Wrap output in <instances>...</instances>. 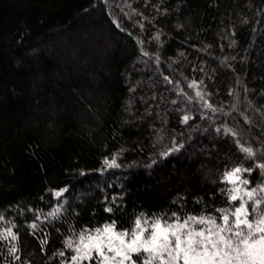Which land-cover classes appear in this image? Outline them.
Returning <instances> with one entry per match:
<instances>
[{"label": "trees", "instance_id": "1", "mask_svg": "<svg viewBox=\"0 0 264 264\" xmlns=\"http://www.w3.org/2000/svg\"><path fill=\"white\" fill-rule=\"evenodd\" d=\"M262 164L264 0H0V223L17 236L0 264H61L72 233L141 213L222 223ZM236 167L247 185L224 179Z\"/></svg>", "mask_w": 264, "mask_h": 264}, {"label": "snow or ice", "instance_id": "2", "mask_svg": "<svg viewBox=\"0 0 264 264\" xmlns=\"http://www.w3.org/2000/svg\"><path fill=\"white\" fill-rule=\"evenodd\" d=\"M159 39V36L156 37ZM195 87V85H190ZM200 96V93H196ZM211 107L210 105H205ZM190 117H183L182 122H187ZM219 131V129L217 130ZM226 133L232 130L225 128ZM179 147H182L179 146ZM179 147L170 151H177ZM240 150L249 157L253 156L251 147L241 146ZM168 152L162 155H168ZM104 164L109 167H119L115 157ZM264 170V164L258 165ZM251 172L252 169L236 167L225 173L224 179L233 185L239 181L247 185V179L241 180L240 173ZM66 189L56 191V197H60ZM257 192L264 193V187H258L244 192V195L253 203L246 206L241 198V189H230V200H241L239 207L228 214L226 209H219L224 213L217 223V218L212 216H188L182 220L176 213L172 216L176 219L169 222L162 217L155 219L145 218L141 213L134 220L131 230H116V221L104 224L93 230L84 229L79 234V243L72 240L65 241V248L72 249L75 253L70 258V264H81L82 261H95L96 264H137L133 256H143V264H264V197L255 199ZM106 212H113V208L106 207ZM54 215V213L50 214ZM229 215L234 219L230 220ZM251 216V218H250ZM3 217L0 216V219ZM193 225H207V227L195 228ZM35 229L36 224L30 225ZM5 238L17 239L11 229L0 234ZM47 243L46 240L41 244ZM9 254L15 256L18 249L15 244L9 248ZM63 257V251L58 253ZM61 264H64L61 261Z\"/></svg>", "mask_w": 264, "mask_h": 264}, {"label": "rangeland", "instance_id": "3", "mask_svg": "<svg viewBox=\"0 0 264 264\" xmlns=\"http://www.w3.org/2000/svg\"><path fill=\"white\" fill-rule=\"evenodd\" d=\"M55 192L56 191L53 192L54 196H55V194H54ZM58 209H59L58 206L54 207L50 212H48V216L52 217L53 215H50V214H52V213L56 214ZM41 215L42 214L38 215L37 219H39L41 217ZM2 225H3V223H0V226H1L0 227V234H4V233H6L7 229H11V226H2ZM193 227L199 229V228H202V227H207V225H193ZM79 234H80V232L79 233H72L71 235H69L65 239V241L66 240H72L74 242V244H78L79 243V239H78ZM0 240L4 241L5 243L7 241V244H9V245L12 244V241H13L10 237L5 238V236H3V235H0ZM69 251L71 252L70 257L67 260L64 261V264H70V258H71L72 255L75 254L72 249H69ZM81 264H96V262L95 261H82ZM126 264H127V262H126Z\"/></svg>", "mask_w": 264, "mask_h": 264}]
</instances>
